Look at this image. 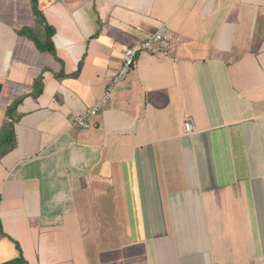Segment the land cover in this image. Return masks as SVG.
Listing matches in <instances>:
<instances>
[{"label": "crops", "instance_id": "0c3cea01", "mask_svg": "<svg viewBox=\"0 0 264 264\" xmlns=\"http://www.w3.org/2000/svg\"><path fill=\"white\" fill-rule=\"evenodd\" d=\"M38 3L56 57L17 33L30 0H0V264H264V0ZM161 26L171 57L72 125Z\"/></svg>", "mask_w": 264, "mask_h": 264}, {"label": "built area", "instance_id": "2783aa9c", "mask_svg": "<svg viewBox=\"0 0 264 264\" xmlns=\"http://www.w3.org/2000/svg\"><path fill=\"white\" fill-rule=\"evenodd\" d=\"M177 39V35L172 30L161 26L147 37L126 47L123 54L122 65L111 79L110 84L106 87L103 94L95 102L92 108L73 117L72 125L84 129L94 126L95 124L92 118L111 99L113 86L117 82L126 78L139 56L149 54L169 58L175 50ZM183 127L187 133L193 132V125L189 117L185 118Z\"/></svg>", "mask_w": 264, "mask_h": 264}, {"label": "trees", "instance_id": "16d2710c", "mask_svg": "<svg viewBox=\"0 0 264 264\" xmlns=\"http://www.w3.org/2000/svg\"><path fill=\"white\" fill-rule=\"evenodd\" d=\"M30 4L35 23L33 26L21 28L17 33L29 38L40 51L48 52L56 57L55 45L53 42L55 28L48 23L42 9L39 7L38 0H30ZM41 90L42 81L41 78H39L35 81L34 94H39ZM18 101L19 100H15L7 107V119L3 122L0 129V157L12 150L16 144L14 122L18 118L16 113V104Z\"/></svg>", "mask_w": 264, "mask_h": 264}]
</instances>
